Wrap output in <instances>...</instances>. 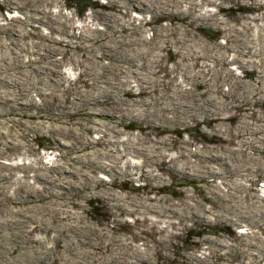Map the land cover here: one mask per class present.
<instances>
[{"label":"rangeland","instance_id":"374dc122","mask_svg":"<svg viewBox=\"0 0 264 264\" xmlns=\"http://www.w3.org/2000/svg\"><path fill=\"white\" fill-rule=\"evenodd\" d=\"M110 1L112 2V0L48 1L45 7L50 12L49 14L51 16L58 14L50 26L37 19V16L42 14L43 6H38L37 10L32 9L27 14L16 3L0 0V96L9 100V103H6L0 98V180L6 182L0 189V199L4 201L0 205V210L5 207V212H8L19 206L16 201L18 192L27 188L26 185L24 187L23 182L31 183L34 188L39 189L49 186V194H55L63 189V186L62 188L51 186L44 180H36L35 175L39 171L54 175L55 172L49 170L52 164L66 165L67 161L74 163L69 157L73 156L72 159H75L74 155L79 153L71 152L68 153L69 156L60 158L59 154L68 150L69 141L49 130L50 127L56 132L73 128L82 130V136L87 138L85 143L87 150L97 154L102 153V158H100L102 162H108L113 155L122 156L119 160L122 167L129 161V166L122 168L123 173L115 172L113 176L107 170H95V176L105 183L102 186L104 189L109 188L116 194L118 200L123 201L126 199L139 201L160 199L163 207L167 208L156 207V210L164 212L165 215H159L154 210L143 213L127 212L96 195L90 198L85 197L80 205L62 206L70 211L80 210L81 215L77 216L76 213L72 217L83 218L96 226L100 238L109 236V239L116 236L139 250L143 248L142 245H148L150 248L147 253L158 264H185L190 254L199 255L202 258L208 257L207 262L201 264H264V149L256 150L243 140L246 138L254 140L259 137L264 139V103H254L253 99L256 95L250 96L242 105L231 106L229 99L234 97L226 98L223 95L228 91V84L224 83L219 93L225 106L218 110L219 112L205 116L200 114L194 118L186 116L184 121L172 123L170 129L164 130L160 125L155 129L153 124L142 119L143 111L140 110L143 105L130 106L131 99L154 100L153 98L163 95L161 91L170 92L175 85L178 88L191 89L198 94V97H202L201 91L203 90L202 84L182 78L184 70L181 68V59L178 55L164 54L154 67L164 66L159 80L153 83L154 88H142L134 77H129L130 87L118 96L122 101L124 99L123 106L128 105L130 110L118 118L119 122L114 130L107 129L103 125H97V128L90 126L91 119L100 120L102 118L104 121L108 119L109 114H112L114 118L119 116L105 107H98L88 114L74 112V109H68V112L63 113L52 111L50 113L54 118L51 119L46 117V112L36 109L30 111L43 113L45 117H28L27 110H18L16 114H10L9 111L13 107L10 102L11 97L18 100L12 104L20 108H23L28 100H32L34 107L40 106L43 100L50 101L52 96L64 103L68 102L71 106L78 86L83 84L85 88H90L94 83V77L91 74L85 75L83 67L78 66L77 69H73L72 57H78L83 50L76 47V38L58 31L57 28L63 27L62 24L59 27L61 21L65 20L69 26L76 27L72 30L78 35L79 27L82 25L90 28L93 26L105 28L103 21L96 14L114 11L120 23L136 25V32L126 29L128 35L142 38L154 36L159 27L162 29L169 23L162 18L157 20L158 15L152 12L137 13L127 6L113 5ZM197 1L200 3L199 6L194 7L191 13L184 15L182 22L172 21L173 31L177 33L180 27H183L187 34L203 39V45L206 47L220 48L231 58L234 54L228 50L231 42L228 40L224 27L206 25L204 28H197V17L213 14L218 19L230 21L231 24L244 18H250L256 22L255 19L259 12L253 6L254 0ZM261 1L264 5V0ZM220 4L224 5V10H221ZM29 14V17L32 16L30 19L27 17ZM262 21L264 22V19ZM8 23L12 26L7 30L5 28ZM102 38L103 33H100L96 40ZM85 42L90 45L93 41L86 40ZM41 43L52 44L54 47L49 45L51 47L49 50L41 49L39 47ZM258 48H260L259 54L264 65V41L260 42ZM47 51H50L49 54ZM41 52L50 56L45 55L38 60ZM92 54L95 60H99L94 62L96 71L101 72L100 65L110 60L107 56L102 57L103 51L100 47H96ZM52 60L53 65L49 64ZM192 62L194 72H202L206 80L211 77L208 73L212 66L210 60H207L204 65L200 60L193 59ZM49 67L54 71L51 78H43L37 82V77H44V74H47L46 69L50 70ZM228 67L233 70L232 73L239 74L243 79L254 80V77L248 73L249 71L238 63L229 64ZM118 78L120 82L124 81L123 76ZM53 82L59 83L52 91L50 86ZM22 86L26 88V91ZM181 93V90L176 91L177 97ZM262 94L264 98V88ZM111 96L114 97V94ZM166 114L169 117L173 115L171 112H166ZM243 118L250 126L262 127V129L248 130L244 136H241L240 130L242 129L239 128V124ZM157 123L160 121L158 120ZM28 125H34L37 129L28 128ZM7 130L11 132L12 138L5 135ZM124 140L130 143H142L141 145H148L154 141L158 147L150 149L147 157H131L125 154ZM156 154L159 156H155ZM75 165L78 169H82V163L78 162ZM255 165L259 167V170H254ZM245 166L248 168L245 169ZM237 167L239 170L234 169ZM127 170H129L128 174ZM154 175L158 177L155 178ZM62 177L68 182L73 181V177L67 172H64ZM84 179L83 185L91 182L90 176ZM67 194L71 198L75 196L74 193ZM24 197L27 196H22ZM66 203L69 201L66 200ZM47 217L51 224L62 219L55 213H49ZM36 223H26L24 230L30 233L34 246L39 247L40 240L46 236V233L38 227L33 230L38 225ZM50 233L54 231L51 229ZM247 234L249 237L246 238ZM205 238L219 239L223 246L217 247V251L210 253L208 249L210 245L205 243ZM227 243L231 247L228 245L226 247ZM53 244L52 239H47L43 243L45 248H50ZM253 244L260 246V250H255L252 247ZM249 248L259 253L260 258L253 260L244 254L246 249L250 251ZM58 250L59 248L55 247L50 252L56 255Z\"/></svg>","mask_w":264,"mask_h":264},{"label":"bare ground","instance_id":"6f19581e","mask_svg":"<svg viewBox=\"0 0 264 264\" xmlns=\"http://www.w3.org/2000/svg\"><path fill=\"white\" fill-rule=\"evenodd\" d=\"M6 1L8 3H16L18 7L24 9L27 14L30 10H37L38 6H43L42 14L41 16H37V19L43 23H47L50 26H52V23H54L56 20L55 17L58 16V14L51 16L49 14L50 12L45 7L46 2H51L52 0ZM261 2V0L253 1L254 8H257V11L259 12V15L255 19L256 22L252 21L250 18H244L239 22L231 24L230 21L220 18L218 19L213 14L197 17V28H204L206 25L224 27V30L227 31L228 40L231 42L228 46V50L234 54L231 58L228 57V53L221 51L220 48H213L211 46L206 47L203 45V39H198L195 36L187 34L183 27H180L179 32L177 33L173 31L172 21L177 20L182 22L184 15L191 13L194 7L199 6L200 3L197 0H112L111 3L113 5L127 6L129 9L137 13L149 11L155 15H158L157 20L162 18L169 21V23L164 25L162 29L159 27L156 31V34L149 38L128 35L126 33V29H131L133 32H136V25L120 23L114 11H107L98 15L96 14V16L103 21L105 28H100L97 26L90 28L86 25H82L79 27L80 33L78 35H76L72 30L76 27L69 26L65 20L61 21L59 27L61 24L63 27H56L58 31L64 35L76 38V47H80L81 50H83V53L78 56L80 58L77 56L72 57L71 60L72 64L74 65L73 69H77L78 66L83 67V72L85 75L91 74L92 77H94V83L91 84L90 88H85L83 84L79 85L76 89V97L71 102V106H69L68 102L64 103L62 100L52 96L50 101H47V99L45 101L43 100L42 105H38L36 107L33 106L32 100H28L24 103L25 105L23 106V109L20 107H15L12 102L18 100L11 97L10 102L11 106L13 107H11V111L9 112L10 114H16L18 110H27L28 117L40 118L45 117V115L40 112H34L35 110H30H43L47 113L46 117L51 119L54 118L50 113L52 111L63 113L65 111L68 112V109H74V112H84L88 114L98 107H105V109L108 111L116 113L119 116L114 118L112 114H109L108 119L104 121L102 118L100 120H96L97 118L91 119L90 126L97 128V125H103L107 129L114 130L117 123L119 122L118 118L130 110L128 105L126 107L123 106L124 99L122 101L120 96H118L119 93L130 87L131 80L129 77H134L142 88H154L153 83L159 80V75L163 73L164 66L159 65L158 68L154 67L164 54H168L169 56L176 54L180 57L181 68L184 70L182 78L188 81H195L200 85L202 84V97H198V94L194 93L191 89H182L175 85L170 92L161 91L163 92V95L153 98L154 100L151 99L152 101L142 98L131 99L132 101L130 106L134 104L139 106L143 105V108L141 107L140 110L143 111L142 119L149 122L150 124H153V128L157 129L159 127L158 125H160L161 128L167 130L172 128V123L177 121L182 122L187 117L194 118L200 114L205 116L209 113L217 112L218 110L223 109L225 104L223 103V98L219 93V89L224 83L228 84V91L223 95L226 98L230 96L234 97L229 99V105H242L249 99L250 96L253 95H256L253 99L254 103L263 104L264 98L262 91L264 88V65L262 64L263 59L259 54L260 48H258L260 42L264 41V22L262 21L264 19V5H262ZM221 10H224V5H221ZM30 14L27 16L29 19L32 17H29ZM65 19L67 20L68 18L66 17ZM11 26L12 24L8 23L5 29L8 30L11 28ZM100 33H103V38L101 40H96ZM86 40H91L93 42L88 45L85 42ZM49 45L50 44L47 43H41L39 47L41 49L46 48V50H49L52 47V44L50 45L51 47ZM96 47H100L102 49V57L107 56L110 60L109 62L100 65L102 69L101 72L96 71L94 64L95 61H99L97 59L95 60L92 54ZM50 51H47V53L49 54ZM47 53L41 52L39 54L38 60L42 59V57L45 55H47L46 57L50 56ZM193 59L200 60L203 65L207 60L212 62V66L208 71L211 77L208 80L204 79L202 72L193 71ZM53 63L54 62L52 60L49 64L53 65ZM232 63H238L242 68H245L247 71H249L248 73L254 77V80L248 81L243 79L239 74L232 73L233 70L228 67L229 64ZM49 68L50 70L48 68L46 69L47 74H44V77H37V82L41 81L43 78H51V75L54 73V71L51 69V67ZM92 72L95 73L92 74ZM119 76H123L124 81L120 82L118 78ZM25 77L27 78V76ZM55 79L56 78H54V80ZM58 83L53 82V84L50 86V90L53 91V89H56ZM22 88L26 91V88L23 86ZM178 90H181L182 93L177 97L176 91ZM142 92L143 91H141V93ZM25 94L28 96L27 92ZM112 94H114V97L111 96ZM0 98L4 99L6 103H9V100L3 96H0ZM166 112H171L173 115L169 117ZM158 120L160 123H157ZM27 127L37 129V127L34 125H28ZM239 128L242 129L240 130L241 136H244L248 130L257 131L262 129V127L256 128L250 126L244 118L240 122ZM49 130L59 134L61 138L67 139L69 141L67 144L68 150L59 154L60 158L68 155V153L71 152L79 154L74 155L76 160L72 159L73 156L69 157L71 158L72 162L74 161L73 164L69 161L66 162V165L52 164L49 167V170L54 171V175H49L46 171H39L36 173V180H44L51 186H63V189H61L59 192L55 194H49V186H43L41 189H39L34 188L31 183L23 182L24 187L26 185L27 188L23 187L24 189L21 192H18V198L16 197V201L19 206L15 210L10 209L8 212H5L6 208L2 207V210H0V264H158L156 261H153V257L147 253L148 248H150L148 245H142L143 248L139 250L133 248L131 245L125 243L116 236H112L109 239V236L100 238L96 226L88 223L83 218L77 217L81 215L79 212L80 210L76 212L70 211L68 208H62V206H67V204L80 205L82 199L85 197L90 198L96 195L107 202H111V205L120 207L127 212L143 213L149 210H154L155 212H158L159 215H165L164 212L156 210L157 206H162L163 209L166 208L163 207L162 202H160L161 200H118L116 194L112 190L109 188L104 189L102 187L105 185V183L101 178L96 177L94 172L97 169L107 170L112 176L115 172L123 173L122 168L128 167L129 161H127L122 167L119 164V160L122 156L113 155V158L108 159V162H102L100 160V158H102L101 152L97 154L96 152L89 151L85 148L87 138L82 136V130H74L71 128L70 130L65 129V131L62 129L61 131L59 130L56 132L54 128L51 127ZM10 133L11 132L7 130L5 135L12 138ZM243 140L256 150L264 149V139L261 137L254 140L247 138ZM141 144L130 143L124 140L123 147L125 149V154L131 157H147L149 156L148 151L150 149L158 147V144L156 145L154 141L148 145ZM155 156L159 155L156 154ZM78 162L83 164L82 169H78V167H76L75 163ZM247 168L248 167L245 166V169ZM258 168L259 167L256 166L254 170H259ZM234 169L239 170L238 167L237 169ZM64 172L69 173L73 177L72 182H68L64 177H62ZM126 173L128 174L129 170H127ZM144 175L146 176L147 174ZM88 176H90L91 182H89L87 185H83L85 180L84 178ZM154 177L157 178L158 176L154 175ZM5 183V181L0 180V189L4 187ZM63 183H66L67 185ZM67 193H74L73 195L75 196L71 198ZM24 195L27 197L22 198ZM220 196L221 195H219V197ZM66 200H68L69 203H66ZM2 202L4 201L0 199V205ZM49 213L58 214L62 219H59V221L55 224H51L47 220V214ZM76 213V218H73V215ZM29 222L38 223V225L34 227L33 230H36L38 227L39 230H43L46 233V236L40 240L39 247L34 246V242L30 236V233L24 230L26 223ZM51 229L54 231L52 234L50 233ZM245 237L247 238L249 235L247 234ZM47 239H52L54 242L50 248H45L43 245ZM205 240V243L210 245L208 246L210 253L217 251V247L223 246L222 241L219 239L205 238ZM225 245L226 247L227 245L228 247H231V245L228 243ZM55 247L59 248V250L57 251L56 255H52L50 250L54 249ZM252 247L255 248V250H260V246L256 244H253ZM248 250H250V248ZM255 250L247 251L246 249L244 254L253 260H257L260 258V255L259 253H256ZM207 260L208 257L202 258L199 255L190 254L188 260L185 261V264H201L206 263ZM54 261L55 263H53Z\"/></svg>","mask_w":264,"mask_h":264}]
</instances>
